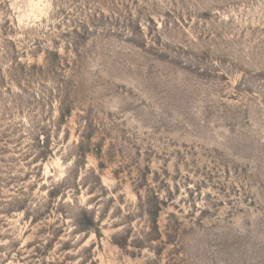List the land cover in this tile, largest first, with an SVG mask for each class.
Here are the masks:
<instances>
[{
    "label": "rangeland",
    "instance_id": "1",
    "mask_svg": "<svg viewBox=\"0 0 264 264\" xmlns=\"http://www.w3.org/2000/svg\"><path fill=\"white\" fill-rule=\"evenodd\" d=\"M0 264H264V0H0Z\"/></svg>",
    "mask_w": 264,
    "mask_h": 264
},
{
    "label": "clouds",
    "instance_id": "2",
    "mask_svg": "<svg viewBox=\"0 0 264 264\" xmlns=\"http://www.w3.org/2000/svg\"><path fill=\"white\" fill-rule=\"evenodd\" d=\"M14 7H15V6H14ZM21 19L23 20V19H24V17L22 16V17H21Z\"/></svg>",
    "mask_w": 264,
    "mask_h": 264
}]
</instances>
